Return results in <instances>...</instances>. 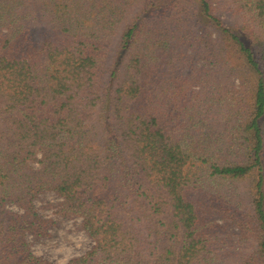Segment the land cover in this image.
Wrapping results in <instances>:
<instances>
[{"label":"trees","instance_id":"1","mask_svg":"<svg viewBox=\"0 0 264 264\" xmlns=\"http://www.w3.org/2000/svg\"><path fill=\"white\" fill-rule=\"evenodd\" d=\"M80 2L0 0V264H58L46 190L94 241L64 264H264V0Z\"/></svg>","mask_w":264,"mask_h":264},{"label":"rangeland","instance_id":"2","mask_svg":"<svg viewBox=\"0 0 264 264\" xmlns=\"http://www.w3.org/2000/svg\"><path fill=\"white\" fill-rule=\"evenodd\" d=\"M38 1L39 0H28L29 4L30 2H33L36 7L38 6ZM80 1L81 2L78 3L80 6L85 5L83 0ZM102 1L115 4L118 0H95V2ZM143 1L145 0H126L125 5L127 9L124 12L125 19H131L137 15ZM210 1L214 5L215 12L224 19L226 24L231 25V21L235 19V16L226 10L230 0ZM73 4L76 6L75 3ZM79 12L81 11H78L77 13ZM38 15L48 17L49 14L42 11L39 12ZM35 16L36 12L34 13L33 11L31 14V19L33 21L35 20ZM44 27V23L42 26H34L35 30L38 31L45 30ZM233 81L235 83L237 82L235 79ZM230 87L236 89V86ZM216 91H218V96H220L222 92V84ZM205 92L210 95L209 91L206 90ZM222 120V114L217 113L210 115L205 130L210 134H217L223 129ZM34 203L38 213L45 219L46 226V232L41 236L32 233L27 234V240L34 253L52 262L64 264L70 257L85 252L94 244L93 239L84 231L79 216L62 213V198L55 192L46 190L39 193L35 197ZM9 207L19 210L14 204L9 205Z\"/></svg>","mask_w":264,"mask_h":264}]
</instances>
